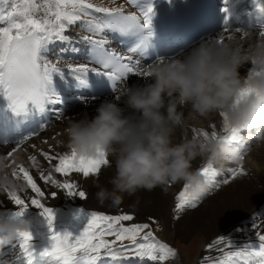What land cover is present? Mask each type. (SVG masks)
I'll return each instance as SVG.
<instances>
[{"label": "snow or ice", "instance_id": "snow-or-ice-1", "mask_svg": "<svg viewBox=\"0 0 264 264\" xmlns=\"http://www.w3.org/2000/svg\"><path fill=\"white\" fill-rule=\"evenodd\" d=\"M114 2L115 0H110V3ZM128 2L136 4V0ZM256 7L264 11V5L259 2ZM137 9L138 11L126 12L124 5L107 7L102 6V2L97 4L93 0H0V97L6 100V107L13 114H24L31 106V109L42 114L43 120L38 130L15 142L16 147L4 156L8 161L25 141L50 124L49 115L57 121L65 119L64 106L69 99L68 93L74 90H93V77L97 83L108 84L115 102L120 100L116 93L128 87L127 82L131 77L149 78L147 65L142 67L132 55L136 53L139 45L127 48L128 54H120L105 47L109 40L103 37L105 31L126 38L134 29H150L154 15L152 5ZM93 12L103 15L97 17ZM78 22L84 30L93 34L82 38L91 45L89 63L62 64L60 57L56 60L49 59L50 46L57 42L70 43L71 37L65 33ZM96 36L101 38L97 39ZM246 36L247 34L240 39L243 40ZM258 36L261 38L258 42H264V30H261ZM226 39H233V35L227 30L220 34L216 41L224 42ZM72 51L78 52L79 49L73 48ZM163 60L162 57L156 59L157 62ZM93 64L99 67H93ZM249 91L250 88H243L241 95ZM71 98L81 104L90 103L89 98L83 95ZM218 116L222 118L220 125L213 121L207 129L192 128L193 136L205 139L220 137L235 145L241 153L246 151L242 144V133L250 129L229 126L223 112L218 113ZM32 147L35 148V145ZM49 149L39 150V155L50 165L48 169L42 167L36 155L28 158L40 173L39 179L44 185L81 200L86 199L87 192L72 176L79 174L82 179H94L104 168L111 166L110 157L104 151H98L94 157H86L78 155L70 145L63 153L51 151V145ZM11 163L15 165L11 176L17 181H24L34 195L27 197L26 202L20 194L25 188L18 191L0 187V192L6 194L8 201L13 205L11 210L4 211V215L20 216L28 207H36L41 209V215L47 219L49 230L52 231L53 212L43 202L46 192L38 186L28 167L17 164L15 160H11ZM198 170L208 180L209 191L247 174L242 164L229 168L226 178L223 179H219L220 171L208 162L198 166ZM56 174H59L60 178H57ZM187 188L188 186L183 184V189L176 197L177 212L185 207H196L201 199L202 195L193 196ZM47 195L55 197L57 192L51 191ZM86 216L84 227L74 237L67 231H53L50 247L45 248L41 254L58 259L60 264H101L104 260L118 262L130 259L164 264L168 259L177 256L174 248L155 237L149 223H132L125 226L123 222L134 219L132 214L106 215L100 211H88ZM151 222L155 223L154 220ZM260 226L264 225H257L255 222L252 224L254 229ZM109 236L114 239L105 238ZM256 236L257 242L249 240L239 246L226 236H218L206 245V248L212 249L215 245L224 244V248L218 249L222 255L215 259L205 257L204 260L210 261V264H264V233L258 231ZM17 237L21 249L26 255H30L29 249L33 239L31 232H20ZM125 240L129 243H123Z\"/></svg>", "mask_w": 264, "mask_h": 264}, {"label": "clouds", "instance_id": "clouds-1", "mask_svg": "<svg viewBox=\"0 0 264 264\" xmlns=\"http://www.w3.org/2000/svg\"><path fill=\"white\" fill-rule=\"evenodd\" d=\"M253 67L244 75L239 69ZM148 79L120 91L119 102L102 101L95 115L83 114L64 129L67 143L78 155L108 154L114 164L111 187L97 184L95 198L101 204L120 205L138 191L183 182L193 196L208 190V180L192 161L206 160L218 171L225 164H248L264 171V165L241 153L220 137L191 136L176 141L177 129L190 120L202 123L223 112L229 126L250 129L242 144L256 140L264 147V42L243 46L239 40L202 39L183 57H172L146 66ZM250 88L241 95V89ZM187 110V116L185 115ZM218 166V167H217ZM10 163L0 156V187L22 191L26 185L9 174ZM32 221L24 215L0 216V243H10L20 232H30Z\"/></svg>", "mask_w": 264, "mask_h": 264}, {"label": "bare ground", "instance_id": "bare-ground-1", "mask_svg": "<svg viewBox=\"0 0 264 264\" xmlns=\"http://www.w3.org/2000/svg\"><path fill=\"white\" fill-rule=\"evenodd\" d=\"M93 2L97 4H101L102 2V6L107 7L124 5V8H126L123 0H115L114 3H110V0H93ZM248 8V0L240 2L239 8L236 11H233L231 17L227 20L226 28L218 30L212 36L204 40H216L220 34L227 30L233 35V39L239 40L243 46H247L250 42H258L261 39L258 36L260 30H241L240 28V24L247 13ZM245 34H247V36L241 40L240 38L245 36ZM65 35L71 37V42H57L51 45L48 51L49 59L56 60L57 57H60L62 64L87 63L83 55L85 51L82 48L86 42L82 38L85 36H92L93 34L84 30L81 27V23L78 22L71 26L66 31ZM103 37L107 38L105 32L103 33ZM95 38L99 39L101 37L96 36ZM195 46H197V44L176 57H183ZM73 48L79 49V51L73 52ZM62 49L64 51H61ZM72 55L74 56L73 58H71ZM141 66L143 67L146 65ZM252 67L253 65L251 64H245L241 66L239 71L241 75H244ZM146 80L147 79H141L134 76L131 77L127 83L128 86H131L142 84ZM120 87H123V85H120ZM119 93L120 92L116 93V95H119ZM77 95L76 90L68 93L69 99L64 106L66 109L65 119L57 121L51 116L50 124L42 131H39L36 136L25 141L21 148L18 149L11 158V160H15L17 164H23L30 169V174L33 175L38 186L46 192V197L43 202L47 207L52 209L54 218L51 225L52 231H50L47 219L41 215V209L28 207L23 215L30 218L32 221L30 232L33 239L31 241V248L29 249L30 255L25 254V251L21 249L19 245V238L14 237L10 243H0V264H60L58 259L41 254L45 248L49 247L47 244L51 241L50 236L52 232H59L63 229H72L71 231L74 232L76 229H82L87 221L86 213L88 211H100L104 212L106 215H118L122 213L132 214L134 219L132 221H125L123 222L124 224L128 222L137 223L145 220L151 222V220L157 216H163L168 228L173 226L180 234L183 232L190 234L193 230L198 229V232L202 233L201 235H203L205 243L209 241L208 238L210 239L213 237H211V235L218 233L222 228L221 231L239 226L244 221H255L258 219L259 213H264V171L257 173L255 170H252L248 164H242L243 168L246 170V175L230 180L227 185H221V187L211 191L207 190L201 196L196 207H185L179 212L175 209L171 216L166 215V208H175L177 203L176 197L183 189V182L169 184L166 190L157 187L152 191L142 190L132 196L126 195L122 203L117 206H113L108 202H105L104 204L99 203L95 198V193L97 191L96 185L100 184L111 187L108 183L109 178L114 174V164L111 158V166L104 168L97 178L82 179L79 174H74L72 176V179L78 181L81 187L86 190V199L81 200L78 197L68 196L59 189L44 185V182L39 179L40 173L29 161V156L36 155L42 167L48 169L50 165L39 155V150L43 149L49 151V146L51 145V151L57 153L67 151L68 143L67 137L64 135V129L67 127L68 122L73 119H79L85 113L91 117L95 115L96 107L102 101L113 100V93L105 94L96 97L95 99H92L91 96H85L89 98L90 103L81 104L78 100L71 98ZM185 115L187 116V110H185ZM213 121H215L217 125H220L222 118H220L217 113L208 119H204L202 123L190 120L184 128L177 129L176 141L179 142L185 137L193 136L191 131L192 128L207 129ZM248 132L249 131H244L242 135H246ZM44 141L47 142L45 143ZM58 141H61L62 143H58ZM255 144L256 140L252 139L250 143L244 145V148L246 151L252 149L251 156L264 165V147L256 149L254 147ZM32 145H35V148H33ZM14 147H16V144H4L3 146H0V156H6L7 152L11 151ZM11 160L8 161L10 163V175L12 168L15 167V165L11 163ZM205 163H207L206 160L198 157L192 161V167L198 169V166ZM237 165L238 164L232 163L225 164L219 170L221 173L219 179L226 178L227 170ZM56 175L57 178H60L59 174ZM12 178L15 179L14 177ZM20 182L25 184L22 180ZM51 191H56L57 195L55 197L48 196L47 193ZM20 194L22 198L26 199V202H28L27 197L34 195L27 186L25 187L24 192ZM12 208L13 205L8 201L6 194L0 192V216L4 215V211L11 210ZM261 225H263V223H261ZM159 240L163 241V239ZM249 240L257 242L256 237H249L245 242H248ZM123 243L127 244L129 242L124 241ZM170 246L174 248L172 244ZM101 264H152V262L148 260L141 262L137 259L118 262L104 260L101 261ZM164 264L183 263L177 252L175 258L168 259ZM192 264H210V261H205L200 253L198 258L195 259V262Z\"/></svg>", "mask_w": 264, "mask_h": 264}, {"label": "rangeland", "instance_id": "rangeland-1", "mask_svg": "<svg viewBox=\"0 0 264 264\" xmlns=\"http://www.w3.org/2000/svg\"><path fill=\"white\" fill-rule=\"evenodd\" d=\"M95 2V1H94ZM169 209V210H168ZM175 211L174 207H168L166 208V215L171 216V214ZM155 223L148 222L147 220L137 222V223H149L150 224V230L154 233L155 237L159 239H163V242L167 243L168 245L172 244L173 247L177 250L179 256L182 259L183 264H192L195 262V259L198 258V255L201 253V255L205 257H211L216 258L222 254L218 251L220 248H224V244L215 245L212 249H207L206 245L211 243L216 237L218 236H226L232 241H234L236 246H239L243 243H245L246 239L249 237H256V233L262 232L264 233V226H260L257 228H253L252 224L255 222L257 225H261L263 223L264 225V213H259L258 219L255 221H247L242 222L239 226H235L233 228H227L223 231H218V233H215L211 235L212 238H208V242L205 243L203 235H201V232H198V229L193 230L190 234L183 232L182 234L178 233L177 230L171 226L168 228L166 220L163 216H157L153 219ZM240 221V220H239ZM132 224L131 222L125 223V226H128ZM72 229H63L59 231V233H64L65 231L72 234L74 237L77 235L80 230L82 229H76L74 232L71 231ZM147 231V230H145ZM242 235V236H241ZM106 239L112 240L114 237L109 236L105 237ZM139 239V238H138ZM125 242H128L125 240ZM119 243V242H118ZM49 247L51 245V241L47 244ZM228 250V249H226Z\"/></svg>", "mask_w": 264, "mask_h": 264}]
</instances>
